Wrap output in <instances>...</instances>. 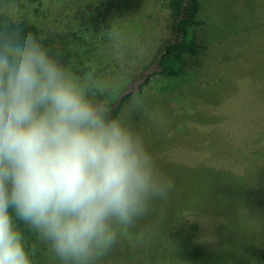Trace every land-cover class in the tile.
<instances>
[{
	"label": "rangeland",
	"instance_id": "374dc122",
	"mask_svg": "<svg viewBox=\"0 0 264 264\" xmlns=\"http://www.w3.org/2000/svg\"><path fill=\"white\" fill-rule=\"evenodd\" d=\"M168 1L0 0V22L36 21L69 53L66 69L88 99L109 102L167 35ZM199 2L198 53L185 55L180 74L153 76L119 116L174 184L153 205L154 251L118 230L98 264H264V0ZM228 171L248 174L249 188L228 183ZM18 227L32 264H62Z\"/></svg>",
	"mask_w": 264,
	"mask_h": 264
},
{
	"label": "clouds",
	"instance_id": "9594fccd",
	"mask_svg": "<svg viewBox=\"0 0 264 264\" xmlns=\"http://www.w3.org/2000/svg\"><path fill=\"white\" fill-rule=\"evenodd\" d=\"M173 188L41 37L0 45V264H32L17 221L62 264H98Z\"/></svg>",
	"mask_w": 264,
	"mask_h": 264
},
{
	"label": "trees",
	"instance_id": "16d2710c",
	"mask_svg": "<svg viewBox=\"0 0 264 264\" xmlns=\"http://www.w3.org/2000/svg\"><path fill=\"white\" fill-rule=\"evenodd\" d=\"M168 7L170 10L168 33L159 41L150 59L141 66L138 72L131 75L109 102H104L100 99L92 101L98 108L107 110L108 115L119 118L126 100L134 94L141 93L153 76L159 74L176 76L180 74L185 62V55H195L198 53L200 45L193 35V29L202 23V20L198 18L200 8L199 0H169ZM28 32L41 37L42 43L48 49L49 53L67 68L70 62L69 53L60 51L52 39L45 36L41 26L34 20L20 18L0 22V45L22 42ZM228 173L231 177V181L228 183L231 185L232 183H236L235 180L240 178L229 171ZM241 178L245 181L244 188L248 189L251 184L250 177L248 174H245ZM241 178L240 180L242 181ZM230 191L232 192V189ZM156 218L151 213L139 221L135 227L129 229L132 234L131 240L140 243L141 246L143 244L144 249L150 252V254L152 250L154 251L151 243L155 232L153 233L151 230L154 225L153 222H156ZM17 224L19 225L21 223L17 221ZM145 233H148V235L152 234V236L144 242ZM143 260V264H147L146 258ZM140 263L142 261L139 258L133 259L132 261V264Z\"/></svg>",
	"mask_w": 264,
	"mask_h": 264
}]
</instances>
